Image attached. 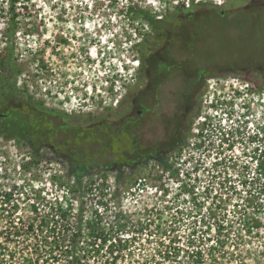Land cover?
I'll list each match as a JSON object with an SVG mask.
<instances>
[{
  "label": "rangeland",
  "instance_id": "rangeland-1",
  "mask_svg": "<svg viewBox=\"0 0 264 264\" xmlns=\"http://www.w3.org/2000/svg\"><path fill=\"white\" fill-rule=\"evenodd\" d=\"M263 4L0 0V116L34 128L0 130V264L76 229L77 264H264Z\"/></svg>",
  "mask_w": 264,
  "mask_h": 264
},
{
  "label": "trees",
  "instance_id": "trees-1",
  "mask_svg": "<svg viewBox=\"0 0 264 264\" xmlns=\"http://www.w3.org/2000/svg\"><path fill=\"white\" fill-rule=\"evenodd\" d=\"M7 5V10L9 13L12 14V19H14L16 9V5L20 3L21 0H4ZM28 2L29 0H25ZM145 21H147L151 27L154 29L155 32H158V30L162 29L164 27V23L167 21V17L163 19H152L150 18L145 12L139 10L138 11ZM221 21H225V18L219 17ZM168 23V21H167ZM10 58V54L8 56ZM10 74L5 75L4 82L0 84V99H7L8 101L13 98L14 95V87H8L6 85V81L11 78V75H16L18 73V70L15 68H11L10 66ZM28 105L31 107V109L35 113H39L43 111V108L41 105H39L36 101H33L32 98H29ZM0 130L3 131L5 134V138H30L34 135V128L27 124L26 122H22V120L15 119L12 120L10 116H0ZM72 129H65V133L73 134L74 137L78 138L80 137L81 140L85 139L87 140L89 138V130H83V129H75L71 131ZM92 139V138H91ZM95 141V140H94ZM97 141V140H96ZM88 144L92 143V140L86 141ZM80 167L78 166V169ZM80 218L78 216V221L80 222ZM221 225L220 223L218 226ZM79 229H76L73 236V242H71L70 246H65V244H62V242L55 238L56 234H52L51 241H46L44 244V254L47 256L46 260L44 261V264H56L58 262H64V264H77L78 258L76 253V247L78 245V237L80 236ZM53 243V244H52ZM120 248L124 247L122 245L119 246ZM89 252V251H88ZM61 257V258H60ZM64 259V260H63Z\"/></svg>",
  "mask_w": 264,
  "mask_h": 264
},
{
  "label": "flooded vegetation",
  "instance_id": "flooded-vegetation-1",
  "mask_svg": "<svg viewBox=\"0 0 264 264\" xmlns=\"http://www.w3.org/2000/svg\"><path fill=\"white\" fill-rule=\"evenodd\" d=\"M261 14H262V16L264 15V8L261 9ZM167 68H171L170 65L167 66ZM159 80L160 79L155 80L154 84L153 83H149L147 88H146V90H143L142 94H139L141 90H137L136 91V99L134 100V104L137 107V110H136L137 117H136V121H135L136 123H139L140 121H142L143 117L147 113H150V112L153 111L152 108H149L147 106L148 104L145 103L144 98L146 96H148L149 98H151L153 100H157L158 99L159 90H160L161 84H162V82H160ZM183 111H185V107H184ZM182 116H183V114H182ZM175 134H177V133L175 132Z\"/></svg>",
  "mask_w": 264,
  "mask_h": 264
}]
</instances>
